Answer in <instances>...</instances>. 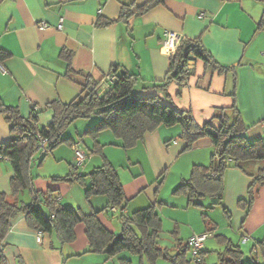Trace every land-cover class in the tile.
Here are the masks:
<instances>
[{
	"label": "crops",
	"instance_id": "crops-1",
	"mask_svg": "<svg viewBox=\"0 0 264 264\" xmlns=\"http://www.w3.org/2000/svg\"><path fill=\"white\" fill-rule=\"evenodd\" d=\"M130 1L0 0V61L7 68L6 73L0 72V96L3 101L17 106L23 117L29 116L32 104H35L39 108L38 125L46 126L52 118V111L45 107L49 102L59 99L66 103L83 97L86 92L82 91L81 84L88 76L100 82L99 93L102 94L112 84V73L126 70L138 75L139 97L156 95L162 103L190 110L199 125L211 121L218 127V121L212 120L213 115L219 108L236 105L247 127L245 137L248 140L260 138L264 144V3L258 0H162L143 14L131 17L127 23L117 20L121 3ZM146 1L135 0V3L140 5ZM108 20L112 22L105 24ZM39 22H45L47 26L39 28ZM59 23L60 28L57 27ZM166 31L180 34L181 38L199 37L213 58L223 65L234 66L233 71L218 73L207 68L202 60H197L193 75L185 82L172 80L161 88L159 83L166 75L171 55L161 46ZM68 63L74 72L82 73L66 75ZM97 120L95 117L80 122L85 130ZM180 131V125L179 128L160 125L126 149L124 157L134 164L139 161H134L128 151L134 148L139 151L151 149L148 161L157 176L153 183H144L142 175L125 181L119 176L126 197L125 213L131 214L151 204L157 211V205H164L163 199L158 200L161 176L179 159H183V164L182 169L175 171L177 185L189 176L193 165L209 163L212 152L210 139L201 137L185 150L184 142L178 138ZM101 135L111 140L107 131H102L98 140ZM10 138L9 124L0 114V142ZM112 142L115 140L110 144ZM166 142L169 145L167 148ZM153 146L156 150L160 147L169 157H162V152L157 155L156 151H152ZM72 152V146L61 143L40 161L32 163L34 187L46 191L50 186L49 177L68 174L72 166L77 165ZM103 154L113 165L104 146ZM39 156V153L35 155L36 158ZM88 159L86 164V160L83 162L84 169L79 168L83 164L78 165L79 172L87 173L101 164L92 156ZM260 165L258 161L247 162L244 167L248 173L234 167L225 171L223 204L230 213V219L236 222L233 229L239 232L241 242L242 236L247 237L245 244L252 241L250 253L244 252L246 259L254 258L263 263L264 259L255 245L264 240V184L258 187L248 213L237 203L238 199L246 197L252 180L249 174H254ZM87 168L90 170L85 171ZM11 173L9 162L0 160V192H9ZM86 185L59 182L56 187L60 202L78 207L84 214L102 210L106 197L98 194L87 200L84 196ZM144 195L150 202L139 207L144 203ZM186 198L187 205H192ZM31 199L30 190L25 189L17 195V200L21 202L27 203ZM178 201L179 205L173 203L169 206L184 207V200L180 198ZM130 208H133L132 211ZM101 212H98L100 220L114 231ZM113 212L117 213L116 210ZM210 224L205 222L203 231L191 227L185 239L178 237L181 233L179 229L174 230L167 243H164L165 231L162 230L158 243L175 252L174 238L185 241L193 234L205 232L213 225ZM214 225L210 233L224 249V241H220L218 235L232 239L216 233L217 224L214 222ZM74 230L75 239L66 243L71 250L65 254V244L59 243L54 232H43L42 242L38 243L36 230L27 225L23 214H18L10 221L4 239L3 253L7 264H68L69 261L70 264H91L69 259L93 252L86 251L88 239L84 225L78 223ZM236 243L240 244V241ZM202 251L206 255V250ZM221 251H217V262ZM107 259L110 258L107 256Z\"/></svg>",
	"mask_w": 264,
	"mask_h": 264
},
{
	"label": "trees",
	"instance_id": "trees-1",
	"mask_svg": "<svg viewBox=\"0 0 264 264\" xmlns=\"http://www.w3.org/2000/svg\"><path fill=\"white\" fill-rule=\"evenodd\" d=\"M264 3V0H258ZM162 0H147L137 5L135 0L121 3L118 19L125 23L137 15H141L150 8L160 4ZM108 20L105 24H110ZM202 60L207 68L226 73L233 71L234 66L223 65L217 62L203 46L199 37H183L170 55L168 70L164 79L159 83L161 88L176 80L185 82L193 75L195 62ZM74 72L67 64V73ZM114 73V74H113ZM112 73L114 81L110 87L99 93L100 82L94 81L89 76L82 85L86 92L81 98L69 102L54 99L45 107L52 111V118L48 125H38L39 108L32 104L28 117H23L17 106L6 104L0 96V114L9 124L11 138L0 142V160L5 159L11 167L9 192H0V264H7L3 253L4 239L10 228V221L18 214H23L27 225L33 230H42L44 233L54 232L61 245L70 243L75 239V226L82 223L88 239L86 251L104 252L109 258L117 256L122 251L139 255L142 264L145 257L150 264H155L158 257H164L171 264H188L191 259L187 252V240L174 238L175 252L161 247L158 243L162 231V219L153 204L138 209L131 214L124 212L126 197L119 175L115 167L103 154V146L98 136L102 131H110L118 140L112 144L124 149L133 147L140 141L144 134L152 132L160 125H180L178 136L184 142L183 149H189L201 137H208L212 144V152L207 165L195 164L187 178H184L174 189L176 193H183L188 197L190 204L199 205L205 196L212 198V205L221 206L227 217L228 209L223 204L224 174L230 168H238L248 173L245 164L250 161L261 162L247 187L246 197L238 199V206L245 207L246 213L254 201L256 191L264 184V144L260 138L248 140L244 132L246 126L236 105L229 108H219L213 115L219 123L215 127L211 121L202 125L195 122L190 110L176 109L162 103L158 96L139 97L137 86L138 75L129 71ZM155 86V85H154ZM36 106L37 108H33ZM97 115L99 119L87 127L81 136L90 135L93 144L88 150L102 157V163L94 166L89 172L78 171V165H73L68 174L64 176H51L50 186L46 191L34 187V178L31 174L32 163L40 161L44 155L51 152L57 145L67 143L69 146L77 143L70 137H63L66 127L78 118H89ZM44 139L43 147L39 142ZM168 144V142H166ZM39 153V157L35 155ZM78 183L86 185L84 196L87 200L93 195H104L106 204L100 211L84 214L78 207L60 202V195L56 187L59 182ZM160 183V182H158ZM159 185V184H158ZM53 186V187H52ZM30 190L32 199L29 202L17 200V195L23 190ZM11 198V199H10ZM119 212L120 230L115 233L98 217V212L113 209ZM206 223L213 225L206 228L208 233L215 228L214 222L203 215ZM207 227V226H206ZM244 237V236H242ZM224 241V249L218 253L217 264H264L254 258L245 259L246 256L239 243H233L225 236L218 235ZM262 258L264 259V240L256 242ZM254 246V247H255ZM198 263H203L204 253L198 251ZM116 264H132L127 257H119Z\"/></svg>",
	"mask_w": 264,
	"mask_h": 264
},
{
	"label": "rangeland",
	"instance_id": "rangeland-1",
	"mask_svg": "<svg viewBox=\"0 0 264 264\" xmlns=\"http://www.w3.org/2000/svg\"><path fill=\"white\" fill-rule=\"evenodd\" d=\"M95 117L99 119L97 115H92L89 118H82V119L78 118L74 120L66 127V129L63 131V134H62L63 137L74 138L75 141L78 142L77 144L78 147H80L81 149L85 151V153L88 155V157L85 159L86 160L85 164L89 160L88 159L89 156L90 157L92 156L93 158H97V160H99L98 164L102 163V157L99 154L91 153L88 150V147L90 148L93 144V139L91 138V136L85 135V134L81 136L84 132L85 126H83L80 121L89 120ZM173 126L179 128L178 124H175ZM168 127H172V126H168ZM107 132L111 140H108V138H106L107 137L106 135H101V137H99L100 138L99 141L105 143L104 145L105 151L109 155L110 159H112L110 161L113 163L118 175L123 178V181L129 178L133 179V177L137 179L138 177L137 175H142L143 178L141 179L144 181V183L146 182L153 183L157 175H155V173L153 172L151 165L148 161L149 160L148 152H150L151 149L149 151H146L145 149H143L144 151L143 152L142 150L139 151V149L134 148L133 150L128 151L133 155L132 157L133 159H135L134 161H139L138 163H135V164L133 162L130 163L128 159L124 157L126 149L118 145L110 144V141L115 140L116 142L118 140L113 137L110 131H107ZM63 144L65 143L63 142ZM167 145L168 144L165 145L166 148L169 146ZM165 147H164V150L166 149ZM152 151L153 152L156 151L157 155L160 152H162L161 153L162 157H165V158L167 156L169 157V155L166 152L163 153L164 151H162L160 147H157V150H156V148L153 146ZM164 160L165 159H163V161ZM182 160L183 159H179L175 165L171 164L167 168V171L164 172V176H161L162 182L158 189L160 192V196L158 197V200L163 199V201H165L164 205H157L156 207L157 212L160 218L162 219V230L165 231L163 232V235L165 238L164 243L168 242V236H172L174 230L179 229L181 231V233L178 234V237L181 239H185L187 237L188 235L187 233L191 229V227L199 228L201 229V231H203L205 229V221H204L203 215H206L208 220H212L217 224L216 233L228 236L229 238L232 239V242L234 243H236L237 241L238 242L240 241V245L242 249L244 250V252L249 254L250 250L252 249V241L249 240L246 244L241 242V239H240L241 237L239 236V232L233 229L234 225L236 224L235 220L233 218L230 219V217H227L226 214L223 212L221 206L212 205L211 203L213 201L212 198H210L209 196H205L199 201L201 204L199 205L192 204L188 206L186 196L180 193L176 194L174 192V189L177 186V184H175L177 183L175 171H179V169H182V164H183ZM85 164L84 163L83 165L81 164L82 167L80 165H79L80 167L78 166L80 170L81 168L85 166ZM89 168H87L85 171H89L90 170ZM141 171L143 172V174H141ZM141 179L139 181H141ZM150 189H152V186L150 187ZM144 196H145L144 197L145 199L143 201L144 203L140 204L141 206L139 207H143L150 202L147 196L146 195ZM180 198L183 199L185 202L184 207L180 208L179 206L177 207L169 206V205H172L173 203H175L176 205H179L180 202L178 200ZM137 200H139V197L138 199H136V201ZM184 202L182 201V203ZM130 209L132 211L133 208H130ZM101 213H102L103 218L106 221H108V223L113 227L114 232L118 233L120 230V224L118 220L119 212L116 213V212H113L111 209H107V210H103ZM208 233H209V236L205 239L201 247L202 250H206V255H204L203 263H198L195 261V259L192 256V251L190 249L188 250L187 255H186L188 258L191 259V261L188 264H216L217 263V251L223 250V246L220 243H218V241L213 237V234H211L210 232ZM70 250L71 248L67 246V244H65L64 253L67 254L68 252H70ZM169 253L173 254L174 251L169 250ZM119 257L129 258L132 261V264H141L139 255L131 254L128 251H122L120 254L110 259H107L106 253H93V252H88V253L82 254L80 257L79 256L71 257L69 259L75 258L72 260H77L76 262H84V263L88 262L91 264H102V263L104 264L108 262L110 264H115L118 262ZM70 262L71 261H69L68 264H70ZM142 264H150V263L145 257H143ZM155 264H171V263L168 259L164 257H158Z\"/></svg>",
	"mask_w": 264,
	"mask_h": 264
},
{
	"label": "built area",
	"instance_id": "built-area-1",
	"mask_svg": "<svg viewBox=\"0 0 264 264\" xmlns=\"http://www.w3.org/2000/svg\"><path fill=\"white\" fill-rule=\"evenodd\" d=\"M39 28H45L47 26V24L45 22H39L38 24ZM58 28L61 27V23H59L57 25ZM181 36L180 34L177 33H172V32H168L166 31L164 33V37L161 41V46L163 48V50H165L166 52H168L169 54H172L173 51L175 50V48L178 46L179 42L181 41ZM0 72L1 73H6L7 72V68L4 66V64L0 61ZM110 81L113 82V77H110ZM33 108H37L36 106H33ZM45 140L41 139V141L39 142V148L43 147ZM78 142L72 145V149L74 152V156L76 158V163L77 165H81L83 164V162L85 161V159L88 157V155L85 153V151L83 149H81L80 147H78ZM112 211H115V208L112 209ZM42 236H43V231L42 230H37L36 231V241L38 243L42 242ZM209 236V233H199V234H193L191 235L188 239H187V243L189 245V247L191 248L192 251V256L193 258L197 261L199 260L198 257V251L201 249L204 240ZM247 237L244 236L242 237V242H246Z\"/></svg>",
	"mask_w": 264,
	"mask_h": 264
}]
</instances>
